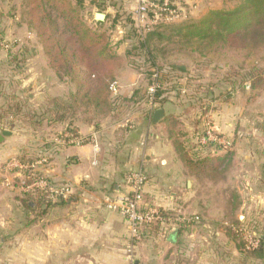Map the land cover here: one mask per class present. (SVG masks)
<instances>
[{
    "label": "crops",
    "instance_id": "0c3cea01",
    "mask_svg": "<svg viewBox=\"0 0 264 264\" xmlns=\"http://www.w3.org/2000/svg\"><path fill=\"white\" fill-rule=\"evenodd\" d=\"M85 1L83 9L88 6L93 10V19L99 11L130 14L139 4V0ZM182 1L189 4L193 0ZM119 38L116 52L121 56L129 43ZM27 58L30 77L38 79L39 87L33 90L41 100L39 108L43 109L47 100L64 98L72 91L68 83L58 80L42 53ZM135 80L125 64L116 78L117 91L126 95L128 108H134L119 131L113 133V127L99 140L93 126H77L80 137L90 141L98 138L102 145L98 153H94L92 143L58 145L67 124L44 122L47 131H43L38 150L33 131L11 130L0 124V264H264V251L261 256H249L239 249L235 235V227L245 224L264 238V147H259L258 141L264 138V131L252 128L251 135L242 133L245 129L240 127L232 93L223 105L218 98L222 92L215 91L211 104L218 107L211 120L216 132L233 143L227 163L228 169L234 165L228 181L235 182V213L204 212L196 224L182 229L174 223H159L155 232L145 226L139 239L133 240L122 216L105 208L108 201L125 195L126 175L140 171L146 178L144 205L178 214L184 220L194 213L197 194L192 176L178 160L168 137L156 131L172 111L165 105L163 118L154 123L153 112L161 107L151 109L143 102L130 101L148 88V84L141 90L135 87ZM37 154L47 159L41 173L57 186L68 185L69 193L63 204L35 219L21 210V194L15 190V180L21 174L7 164L20 155ZM216 154L224 152L218 150ZM234 203L229 200V204ZM13 240L22 244L11 246Z\"/></svg>",
    "mask_w": 264,
    "mask_h": 264
},
{
    "label": "trees",
    "instance_id": "16d2710c",
    "mask_svg": "<svg viewBox=\"0 0 264 264\" xmlns=\"http://www.w3.org/2000/svg\"><path fill=\"white\" fill-rule=\"evenodd\" d=\"M174 1V0H172ZM84 0H25L24 21L30 29L35 31L39 38V44L47 58L49 67L61 82L72 86L70 94L64 98H52L47 100L46 106L41 109L40 118L48 124L66 123L63 135H78V125H91L95 120L108 115L113 107L110 95V86L116 82V77L122 65V58L112 49L106 31L90 28L82 17ZM121 16L118 13L112 21V27L117 24ZM107 18V17H106ZM126 34L124 39L129 43L128 57H135L142 61L149 69L148 85L150 84L151 70L159 72V88L153 102L163 108L171 102L173 96H178L181 90L179 80L185 72L182 66L170 63L167 67L158 65L160 61L170 62L174 53L187 52L204 58L213 56L217 51L226 47H234L244 54V61L240 71L236 73L239 79V87L243 88L246 82L252 81L255 88L261 80L262 70L255 65L254 55L264 48V0H236L229 9L208 10L198 19L182 23L157 24L146 32L143 37L137 34L130 16L126 17ZM99 27L104 22L98 23ZM232 76V75H231ZM231 76L226 75L222 81L203 88V99L209 102L215 100V91L222 87H233ZM224 89V88H223ZM112 96V95H111ZM140 96L138 99L136 97ZM222 98L223 94L218 95ZM0 124L4 119L8 125L19 117L25 118L30 127H36L38 122L33 121L35 113L23 109V104L18 96H12L2 88L0 83ZM133 103L149 102L146 91L141 95L135 94L130 99ZM175 116L164 118L163 124L170 126ZM96 126V125H95ZM264 131V127L260 126ZM167 137L173 147L178 160L191 176L202 175L212 181L218 175L225 174L228 170L227 160L231 155L227 147L207 143L206 147L224 151L223 155H203L197 153L195 157H189L182 143L172 130L167 131ZM218 138L226 140L233 145L229 138L217 134ZM91 143L86 139L84 144ZM194 158V159H193ZM22 166H29L26 155H20L15 160ZM21 176L34 179L35 176H44L42 173L33 172L31 169L14 168ZM49 186H57L53 181L45 177ZM18 202L25 215H31L35 219L45 214L50 208L61 205L68 195L54 194L50 191H42L38 188L20 193ZM234 199V197H233ZM236 202L233 210L237 209ZM158 215L163 217L165 223L184 228L189 224H196L194 217L176 222L172 213L163 211L157 207ZM180 218V217H179ZM159 222L146 225L152 231L157 230ZM234 227V225H233ZM235 227V235L239 239V249L249 256H261L264 251V238L259 237V245L254 250L246 251L242 233ZM179 229V230H180Z\"/></svg>",
    "mask_w": 264,
    "mask_h": 264
},
{
    "label": "rangeland",
    "instance_id": "374dc122",
    "mask_svg": "<svg viewBox=\"0 0 264 264\" xmlns=\"http://www.w3.org/2000/svg\"><path fill=\"white\" fill-rule=\"evenodd\" d=\"M24 1L25 0H0V83L6 93L12 96H18V100L23 104V109L35 113L36 116H34L33 121L38 122V125L34 128L30 127L27 124V120L19 116L18 119L13 121L10 125L7 124L8 120L4 119L3 125L5 128H10L11 130L25 129L27 131H33L35 135L33 138L35 141L33 143L36 147L35 149L38 150L40 147L38 145L43 142L42 139H44L43 135L45 133H43V131L46 132L47 127L44 126V122L46 121L40 118L42 114V110L39 108L41 100L39 97H35L37 93L33 90L35 87H39L37 83L38 79L30 77L28 73L29 66L25 60L27 57V60H29V58L33 56H39L40 53L44 55V53L39 44L37 34L24 22L26 21V17L23 14ZM87 1L88 0H86L85 3H87ZM112 1L115 2L114 0ZM71 2L75 3V0H71ZM178 2L181 12H179V18L173 23H182L198 19L208 10L229 9L235 5L236 0H193L192 3L189 4H185L182 0L181 2L178 0ZM193 10L194 12H192ZM92 13L93 10L91 11L90 8L86 6L81 14L90 28L106 31L111 49L117 54V40L120 39L119 37L121 36L125 37L126 27L128 25V23H126V17L130 16L131 19L132 12L130 14L118 12L121 13V16L114 27H112V21L118 13L111 11V13L108 14L107 11H99L98 13L108 16L107 18L105 17L104 25L101 27L96 25ZM129 49V46L125 48V52L122 53L123 56H120L123 60L121 68L125 64L127 65L128 70L133 72L136 76L135 87L137 86L141 90L148 84L149 80L147 75L149 69L137 58L132 56L128 57L126 52H128ZM253 57L257 68L262 70L261 80L255 88L251 87L252 81L246 82L243 88L239 87V79L235 74L240 71L241 64L244 61V54L237 51L234 47L222 48V50L217 51L215 55L204 58L196 54H187V52H180L179 54L174 53L173 57L170 58V62L160 61L158 65L161 67H167L170 63H173L182 66L185 72L181 74L179 80L181 90L178 92V96H173L171 102L168 104L170 111H172L170 115L175 116V120L170 126L168 125V129L166 125L162 124L159 128H156V131L167 136V131L171 129L173 134L177 135L178 140L182 143L189 157H195L194 155L197 153H202L203 155H217L216 148L206 147L207 144L201 145L200 143V139L206 131H211L216 136L219 134L213 128L214 125L211 120V113H215L218 106L214 103L211 104L212 101L209 102L206 99L202 100V92L203 88H207L211 84L222 81L226 75H232L230 81H232L233 87L232 85L228 88L225 86L222 87L223 97L221 103L225 105V98L230 93L233 94L232 101L234 102V109L238 111L240 127L245 129L242 133L249 136L253 133L252 128H257L259 130L260 126L264 127V48ZM129 85L131 84H128V86ZM69 94L70 93L66 96ZM111 95V101L114 103L112 105L113 110L108 115L100 119L97 118V120L90 125L93 126L95 130H98L99 140L101 137H104L107 132L111 131L113 127L116 128L113 132L115 133L120 130L122 125L128 123V120L125 121L124 119L128 115L127 113L132 112L131 109L134 108L131 106L128 108V100L125 94L123 95L117 92L116 95ZM139 97L140 96L136 98L138 99ZM227 100L231 99L229 98ZM0 103H3V99L0 100ZM118 133L119 132H117V134ZM251 137L252 136H250V138ZM259 139V147L263 148L264 138H261V140ZM99 140L97 138L98 145H101ZM103 143V146H106V142ZM222 147H224V149L227 147L228 151H231L233 145L230 144ZM38 156V154L36 156L26 155L27 159L33 161V163L38 159ZM233 170L234 165L231 163V166L225 174L218 175L212 179V181H208V178L202 175L192 176L197 198L193 201L194 213L188 216L185 215L187 219L194 217L199 221L200 215L204 214V212L216 213L219 210L228 215L235 213L237 209L233 210V205L229 204V200H233L237 203L236 194L233 192L234 189L232 190L235 186V182L228 181ZM15 181L17 182L15 190L20 192V181L18 179ZM173 215L179 216L178 214ZM243 227L248 226L244 224V226L238 228V231ZM15 244L21 245L22 241L17 242V240H13L10 245L12 246Z\"/></svg>",
    "mask_w": 264,
    "mask_h": 264
},
{
    "label": "built area",
    "instance_id": "2783aa9c",
    "mask_svg": "<svg viewBox=\"0 0 264 264\" xmlns=\"http://www.w3.org/2000/svg\"><path fill=\"white\" fill-rule=\"evenodd\" d=\"M138 7L132 12L131 20L133 21L134 28L137 34L141 37L146 32L152 29L157 24H168L173 23L180 16L181 8L179 7L178 0H139ZM150 84L146 90L149 102L147 106L153 108L155 106L153 102L154 95L159 88V72L157 69L151 70ZM112 95L117 94V84L112 83L110 86ZM86 139L82 137L73 138L71 135H62L58 138L57 144L64 145L70 144L80 146L84 144ZM94 149V153L99 152V145L96 139L91 141ZM201 145L207 143H213L221 146H228L229 143L218 138L211 131L206 133L200 139ZM47 159L44 156H38V159L29 166H22L17 161H13L7 164L8 167L18 169H31L33 172L41 173L40 167L46 163ZM20 193L28 192L35 188L42 191H50L54 194L69 193L68 185L60 186H49L45 180V176H35L34 179L28 177L19 176ZM146 178L145 175L140 171L128 173L125 178L126 193L119 197L116 201H108L105 208L119 213L126 223V227L130 237L133 240L139 239L141 228L145 227L148 223L159 222L165 223V219L158 215V211L155 208H150L143 204V190L145 186ZM175 221H183L184 219L180 216L173 215ZM180 217V218H179ZM195 221L197 219L195 218ZM173 223V221H172ZM239 232L242 233L244 247L246 251L254 250L259 245L258 235L248 227L240 228Z\"/></svg>",
    "mask_w": 264,
    "mask_h": 264
},
{
    "label": "water",
    "instance_id": "95a60500",
    "mask_svg": "<svg viewBox=\"0 0 264 264\" xmlns=\"http://www.w3.org/2000/svg\"><path fill=\"white\" fill-rule=\"evenodd\" d=\"M94 20L98 23L104 22L105 20V15L102 13H96L94 15ZM164 116V111L162 108H158L153 112V117H152V121L154 123H159V121L163 118ZM9 132H3L2 135H9ZM1 139V138H0Z\"/></svg>",
    "mask_w": 264,
    "mask_h": 264
}]
</instances>
